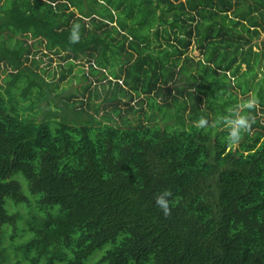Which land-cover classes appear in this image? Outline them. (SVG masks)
Listing matches in <instances>:
<instances>
[{
	"label": "trees",
	"instance_id": "obj_1",
	"mask_svg": "<svg viewBox=\"0 0 264 264\" xmlns=\"http://www.w3.org/2000/svg\"><path fill=\"white\" fill-rule=\"evenodd\" d=\"M263 31L264 0H0V264H264ZM53 55L112 84L121 119L137 97L135 121L96 116L89 83L50 110ZM233 87L256 100L236 144Z\"/></svg>",
	"mask_w": 264,
	"mask_h": 264
},
{
	"label": "rangeland",
	"instance_id": "obj_2",
	"mask_svg": "<svg viewBox=\"0 0 264 264\" xmlns=\"http://www.w3.org/2000/svg\"><path fill=\"white\" fill-rule=\"evenodd\" d=\"M20 2L23 0H19ZM73 8V7H72ZM143 29H139V32H142ZM264 36V31L261 34V37ZM189 53L196 57L199 55V52L196 48H194V46L192 47V49L189 51ZM53 59L51 61H49V59L45 56L42 61L40 62L42 67L45 68H36L35 70H37L43 77H45L47 79L48 85L47 87H49V90H51L50 95H49V100L51 103V108L50 110H54L55 108V104H58L60 106V99L65 100V96L68 95L70 92H74L73 96L71 97V100H76L77 103L76 106H81L83 108L86 107V98L88 96V92L87 90H83L82 86L86 85L87 83H89V88L93 89V92L91 93V102L92 105H97L98 107V112H96V116L100 117L105 111H109L111 114L114 115L115 119L117 121H113L116 122L118 124H121L122 119H124L125 117H128L130 123H133L134 120V115H136L138 112H135L134 114H125V110L127 108V106L129 104H132L133 102V106H135L136 108H139L140 105H137V97H135L133 95V99H128V97H123L121 98L117 104L121 107V111L122 113H124L122 119L116 115L112 109L114 107V103L115 101H110V100H105L104 96H108L110 93V90L112 88V84H109L106 80L102 79V80H97L96 77H98V75H93L90 74L87 68V64L84 62L85 60L82 59V71H77L79 68L80 64L75 65L70 72H65L66 76L64 78H61L62 74H61V70L66 69V68H59L58 67V56L57 55H53L52 57ZM242 68H244V65H242ZM9 70V69H8ZM29 70V68H28ZM44 71V72H43ZM105 71V70H104ZM8 72H3L1 71L0 74V82L2 83V87H6V82L3 79L4 77L8 76L7 75ZM85 74L87 76V79L81 78L82 74ZM263 76L262 79V84L264 85V75L262 73H257L256 78H260ZM21 82V81H20ZM23 82H25V80H23ZM56 85V86H55ZM15 89V87L13 88V90ZM232 90L236 91L238 96H248L251 97L252 93H247V94H240L238 89L236 87H233ZM84 92L83 95L81 94V92ZM76 93V94H75ZM89 99V100H90ZM79 100H83V103L79 104ZM126 100L128 103L125 104L123 103ZM43 103V102H42ZM143 108L145 109V107L143 106ZM44 107L40 108L38 111L34 112L33 110H25L24 113L27 115L31 112V116H34L36 119H40L41 117H45L48 116L45 114L44 111ZM37 110V107L34 109ZM90 113H93L92 107L88 108ZM56 111V110H55ZM33 112V114H32ZM60 111H57V115ZM140 113H142L140 111ZM56 115V116H57ZM160 124L163 125V122L160 121ZM13 177H16L18 180L23 181L25 183V178L23 177V175L21 173H17L15 174ZM98 253V252H97Z\"/></svg>",
	"mask_w": 264,
	"mask_h": 264
},
{
	"label": "clouds",
	"instance_id": "obj_3",
	"mask_svg": "<svg viewBox=\"0 0 264 264\" xmlns=\"http://www.w3.org/2000/svg\"><path fill=\"white\" fill-rule=\"evenodd\" d=\"M80 25L73 23L70 29L69 39L73 42L79 39ZM256 100L254 97L241 100L237 108L228 109L227 112L219 117L223 126L227 129L226 140L229 143H238L243 134L250 132L254 118L250 113L242 111V109H252ZM209 120L205 116H200L195 122V126L199 129L206 130L209 126ZM171 195L167 189L162 190L155 197V203L160 207L165 215L170 211L168 197Z\"/></svg>",
	"mask_w": 264,
	"mask_h": 264
},
{
	"label": "crops",
	"instance_id": "obj_4",
	"mask_svg": "<svg viewBox=\"0 0 264 264\" xmlns=\"http://www.w3.org/2000/svg\"><path fill=\"white\" fill-rule=\"evenodd\" d=\"M72 7V6H71Z\"/></svg>",
	"mask_w": 264,
	"mask_h": 264
}]
</instances>
